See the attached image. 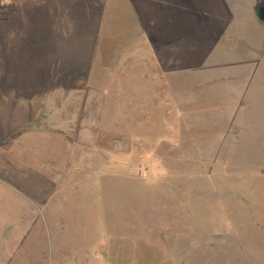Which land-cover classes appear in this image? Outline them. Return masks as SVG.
<instances>
[{
	"label": "rangeland",
	"instance_id": "obj_1",
	"mask_svg": "<svg viewBox=\"0 0 264 264\" xmlns=\"http://www.w3.org/2000/svg\"><path fill=\"white\" fill-rule=\"evenodd\" d=\"M235 23L214 68L98 47L65 92L63 145L34 151L49 195L13 264H264V23Z\"/></svg>",
	"mask_w": 264,
	"mask_h": 264
},
{
	"label": "crops",
	"instance_id": "obj_2",
	"mask_svg": "<svg viewBox=\"0 0 264 264\" xmlns=\"http://www.w3.org/2000/svg\"><path fill=\"white\" fill-rule=\"evenodd\" d=\"M10 1L0 9V264L27 254L26 213L49 195L34 186V151L63 145L65 92L93 80L98 47H156L163 74L214 68L209 47L257 15L256 0Z\"/></svg>",
	"mask_w": 264,
	"mask_h": 264
},
{
	"label": "water",
	"instance_id": "obj_3",
	"mask_svg": "<svg viewBox=\"0 0 264 264\" xmlns=\"http://www.w3.org/2000/svg\"><path fill=\"white\" fill-rule=\"evenodd\" d=\"M255 11L258 20L264 23V0H258Z\"/></svg>",
	"mask_w": 264,
	"mask_h": 264
},
{
	"label": "built area",
	"instance_id": "obj_4",
	"mask_svg": "<svg viewBox=\"0 0 264 264\" xmlns=\"http://www.w3.org/2000/svg\"><path fill=\"white\" fill-rule=\"evenodd\" d=\"M10 3H11L10 0H0V9L5 6H8Z\"/></svg>",
	"mask_w": 264,
	"mask_h": 264
},
{
	"label": "trees",
	"instance_id": "obj_5",
	"mask_svg": "<svg viewBox=\"0 0 264 264\" xmlns=\"http://www.w3.org/2000/svg\"><path fill=\"white\" fill-rule=\"evenodd\" d=\"M256 2H258V0Z\"/></svg>",
	"mask_w": 264,
	"mask_h": 264
}]
</instances>
